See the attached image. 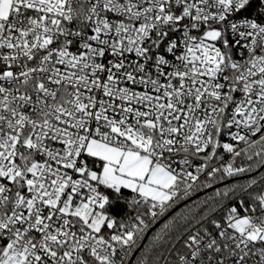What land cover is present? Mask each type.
<instances>
[{
  "label": "snow or ice",
  "instance_id": "obj_1",
  "mask_svg": "<svg viewBox=\"0 0 264 264\" xmlns=\"http://www.w3.org/2000/svg\"><path fill=\"white\" fill-rule=\"evenodd\" d=\"M0 264H264V0H0Z\"/></svg>",
  "mask_w": 264,
  "mask_h": 264
},
{
  "label": "trees",
  "instance_id": "obj_2",
  "mask_svg": "<svg viewBox=\"0 0 264 264\" xmlns=\"http://www.w3.org/2000/svg\"><path fill=\"white\" fill-rule=\"evenodd\" d=\"M204 193H200V195H203ZM193 199H195V197H193ZM182 206V205H181ZM120 204H119V201L116 202V208L117 210H119L120 208ZM163 223V220H161L160 222H158L156 225L153 226V229L152 231H155V228H158L160 226V224ZM152 232L150 231L147 235H151ZM144 243H147V239H145Z\"/></svg>",
  "mask_w": 264,
  "mask_h": 264
}]
</instances>
